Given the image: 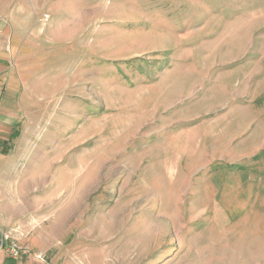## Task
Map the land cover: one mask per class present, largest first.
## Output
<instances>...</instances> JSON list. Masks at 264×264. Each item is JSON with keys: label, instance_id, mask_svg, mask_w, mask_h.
I'll return each mask as SVG.
<instances>
[{"label": "rangeland", "instance_id": "1", "mask_svg": "<svg viewBox=\"0 0 264 264\" xmlns=\"http://www.w3.org/2000/svg\"><path fill=\"white\" fill-rule=\"evenodd\" d=\"M10 27L18 264H264V0H0Z\"/></svg>", "mask_w": 264, "mask_h": 264}, {"label": "crops", "instance_id": "2", "mask_svg": "<svg viewBox=\"0 0 264 264\" xmlns=\"http://www.w3.org/2000/svg\"><path fill=\"white\" fill-rule=\"evenodd\" d=\"M11 30L10 27V32L3 31L0 35V161L12 156V123L17 118L16 101L20 90L16 76L17 46L12 41ZM6 233L12 237V204H0V264H18L7 251L11 239L1 243L2 235Z\"/></svg>", "mask_w": 264, "mask_h": 264}, {"label": "built area", "instance_id": "3", "mask_svg": "<svg viewBox=\"0 0 264 264\" xmlns=\"http://www.w3.org/2000/svg\"><path fill=\"white\" fill-rule=\"evenodd\" d=\"M8 239H11V242H10L8 249H7L8 254H9V256L15 258L20 254V248L17 245V243L12 240V238L10 237L9 234L8 235L7 234L2 235L1 243L3 244Z\"/></svg>", "mask_w": 264, "mask_h": 264}]
</instances>
